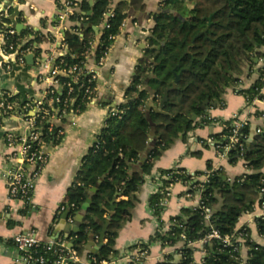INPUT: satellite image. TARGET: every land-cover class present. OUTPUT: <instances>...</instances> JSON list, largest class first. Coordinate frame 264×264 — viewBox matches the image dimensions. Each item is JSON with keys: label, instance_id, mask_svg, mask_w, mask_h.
<instances>
[{"label": "trees", "instance_id": "1", "mask_svg": "<svg viewBox=\"0 0 264 264\" xmlns=\"http://www.w3.org/2000/svg\"><path fill=\"white\" fill-rule=\"evenodd\" d=\"M136 9H144V0H130ZM187 0H165L166 11L156 13L154 27L149 38V47L146 49V58L140 60L131 85L126 89V103L118 107L115 115L109 116L106 125L96 137V141L84 156L82 164L76 173L73 184L68 188L62 203L65 211L75 219L81 211L82 204L87 200L86 191L96 187L97 191L91 195V204L81 222L80 230L72 233L68 239L72 248L80 255L86 253V246L92 234L100 236L103 229L101 222L109 219L106 231V242L99 253L94 254L99 261L110 260L118 256L116 240L122 227L133 216V209L139 200V192L145 180V175L151 173L154 161L162 156L180 137L184 127L187 132L197 127L209 124L213 119L202 106L206 101L209 108L215 102L223 105L222 94L225 88L233 86L239 93L246 96L247 102L263 99L264 94V65L259 68V74L254 84L249 88L238 89L246 64L252 61V55L264 57V52L257 51L264 45V0H189L191 6L186 9ZM122 3L113 10L105 26V14L110 9L111 0H81L79 10L70 16L75 22L65 31V42L68 45L67 54L57 58L61 66L69 67L81 65L86 60V53L91 48V41L96 28L102 32L101 43L95 50V57L99 59L108 51L115 36L120 32L126 18ZM88 12H90L88 14ZM83 18V20H81ZM10 22V17L4 18ZM58 23V20H57ZM83 23H88L84 26ZM34 38L24 46H31L44 40L52 39L48 34L33 28H27L15 36L24 38L28 35ZM63 61V62H62ZM180 79L175 88L170 89L167 101L161 105L165 91L173 87L176 76ZM61 83L71 82L75 97L73 108L75 112L86 109L90 99L85 93L89 84V75L83 73L79 81L69 76L60 75ZM154 88L153 100L158 107L149 106L150 92L142 89L146 80ZM93 82L92 85H96ZM68 87L65 86L60 94L67 97ZM21 104L28 102L14 96ZM51 112L61 115L58 109L63 104L56 103ZM196 114L199 120L192 119ZM263 115L264 112H257ZM1 121V119H0ZM227 124L221 133L212 134L216 141H223V135L229 134L233 128L232 120L222 121ZM43 138L48 142L59 143L63 135L61 127L53 124L49 129V121L39 122ZM155 128L158 137L149 157L142 163L143 172L134 170L133 166L139 163L149 146L151 130ZM252 141L242 138L243 150L233 148L229 152L232 163L243 159L249 172L233 179L224 178L222 168L213 170L209 181L201 182L195 179L190 171L184 167L175 166L160 170L162 188L150 197V206L159 221V228L148 241H140L131 249L150 252L153 243L159 242L162 246H173L182 241L181 234L187 237L185 244L179 249L183 258L174 262L171 254L169 261L158 264H192L194 249L188 247V241L204 238L212 228L222 235L232 234L240 220L246 214L254 211L264 187V125ZM186 134L184 139L186 140ZM242 134L250 138L251 122L241 129ZM223 143H226L224 140ZM201 155V151L193 152ZM213 169L208 162V170ZM195 176L206 174L205 171L194 172ZM169 175V178L164 177ZM188 183L191 186L202 188V200L213 208L211 225L208 224L200 208L184 209L181 215L171 218L169 228L163 229L162 213L165 209L163 201L169 192L171 183ZM196 189L188 191L194 192ZM121 196L115 197L116 193ZM115 199L114 209L111 201ZM61 205V206H62ZM61 206L54 217L57 223L65 211ZM53 225V224H52ZM259 234L264 238V216L256 218ZM246 245L249 247L247 264H264V244L252 240L250 229H242ZM42 243L39 250L43 252ZM240 243H235L239 246ZM235 246H224L219 239H212L205 244L203 264H238L239 252ZM91 254V252H88ZM55 253L48 252L52 259ZM144 258L138 263L142 264ZM69 264H74L70 262Z\"/></svg>", "mask_w": 264, "mask_h": 264}, {"label": "crops", "instance_id": "2", "mask_svg": "<svg viewBox=\"0 0 264 264\" xmlns=\"http://www.w3.org/2000/svg\"><path fill=\"white\" fill-rule=\"evenodd\" d=\"M62 1L0 0V12L4 13L5 18L12 17L9 23L5 21L7 27L14 28L18 33L27 28H33L52 37V39L37 44L38 51L34 54L33 64H29L26 60L25 66L13 64L12 69L7 70L6 60L2 59L0 54V92H9L13 96L27 100L42 96L49 85L45 79L48 71L44 66L47 57L58 46H62L65 40V31L75 24L70 19L63 23H57ZM164 1L144 0L145 8L136 9L130 0H111L110 7L112 9L123 2L122 9L126 13V18L120 32L115 36L107 54L99 64L95 57V50L101 43L100 28L102 25L100 28H96L91 41L92 52L89 54L86 65L90 71L98 72L95 96L89 101L85 110L77 112L73 117L56 115L54 123L63 129V137L59 143L48 142L47 144L48 161L36 182L28 208L22 200L8 198L7 184L1 174L3 170L17 163V161H8L6 158L16 149L5 144L6 132L13 131L19 136H26L29 132L28 124L18 114L5 117L0 121V264H22L19 251L12 242L13 237L18 233L34 230L37 238L43 243L53 237L67 238L74 233L71 228L67 231L66 225L63 224L59 235H57L56 226L60 220L54 223V217L66 197L68 188L75 180L84 156L93 146L112 111L118 110L121 104L128 101L125 97L126 89L132 83L140 60L147 57L146 49L149 47V38L155 24L154 16L156 13L167 10ZM8 4L10 7L6 11H1ZM78 10L79 6L76 8V11ZM20 23L24 26L21 30L17 28ZM85 24L88 23H83L84 26ZM257 51L264 52V45L259 46ZM263 61V56L252 55V61L247 63L244 68L238 89L249 88L254 84ZM142 89L150 92L149 106L157 108L158 105L153 100L154 88L149 85L148 79ZM262 93L264 94V87ZM222 100L223 105L215 102L207 108V114L213 119L209 124L186 131V140L183 138L185 132L164 151L160 158L154 161L151 173L145 175L139 192V200L133 209V216L122 227L117 237L116 249L119 260L116 264H129L128 259L124 256L139 251L131 249L130 246L140 241H148L159 228L158 218L155 216L149 200L162 188L160 170L180 166L190 172H206L208 162H211L213 168H222L224 174L231 179L249 172L243 159L232 163L229 158L220 155L214 146L216 140L212 134L221 133V122L231 120L236 115L241 120H248L251 125H256L257 128L262 127L264 116L257 115V112H264V98L256 99L252 105H248L246 96L230 86L225 88ZM195 119L199 120L200 117ZM198 150L201 151V155H194L193 152ZM142 163L141 159L139 163L134 164L133 169L143 172ZM262 171L264 172V168ZM188 190V186L182 182H178L170 188V194L162 213L164 230L169 228L171 218L181 215L184 209L191 210L199 205L200 196L198 194L188 196ZM92 193L94 192H91V195ZM120 196V193L117 196L115 194V197L120 198ZM253 212L244 214L236 228L247 226L250 229L252 240L264 244V238L259 234L256 225V214L259 212L257 205ZM68 218L65 223L74 225L75 221L70 223ZM91 238L90 241L93 242L94 248L98 247L102 241L101 235L95 237L92 234ZM103 242H106L105 238ZM245 242L242 241V255L244 258H248L249 247ZM183 245V242L180 241L176 245L164 247L161 243L155 242L151 245L150 252L145 256L142 264L167 262L171 254L174 257V262H180L182 257L179 249ZM193 249V263L203 264L206 254L204 244L196 241ZM87 251L91 252L86 246V253L80 255L81 263L87 261Z\"/></svg>", "mask_w": 264, "mask_h": 264}, {"label": "built area", "instance_id": "3", "mask_svg": "<svg viewBox=\"0 0 264 264\" xmlns=\"http://www.w3.org/2000/svg\"><path fill=\"white\" fill-rule=\"evenodd\" d=\"M79 1L80 0H63L60 5L61 13L57 16L58 22L63 23L70 19V16L74 14L76 8L79 6ZM113 11L114 10L110 7L105 14L102 28L105 26L109 16L113 15ZM3 17L4 13L0 12V26L3 24L6 25L4 31L0 33L1 51L6 59V69L11 70L13 64L25 66L27 63L26 56L29 54H36L38 51L36 42L31 46H24L34 38V35L30 34L24 38L19 37L15 39L18 32L14 28L7 27V24L4 23ZM81 20H83V18H81ZM67 51L68 45L64 40L62 46H58L50 55H48L44 66L48 71L45 79L49 82V85L40 98L30 99L28 102L21 104L17 98H13L14 96L11 93L0 92V119L2 120L5 117L16 116V114H18V116L24 118L28 124L29 132L26 136H19L13 131L6 132L4 137L5 144L10 148H16L6 158L8 161H17V163L1 172L7 184L8 198L22 200L27 208L31 204L36 182L48 161V153L46 152L48 141L43 138V132L39 122L49 121L51 123L49 129L52 130L53 124H55L54 119L56 118V115L51 112V108L55 110L54 105L56 103L63 104V108L58 109V112H61V115L65 117H73L77 113L73 108L76 99L71 95L74 90L73 85L71 82L61 83L59 76H69L73 80L79 81L80 75L85 73L89 75V84L85 88V93L89 96L90 100L94 98L96 93V85H92V83L97 82L98 72L95 70L90 71L86 68L87 59L90 52H92V47L86 53V60L83 64L64 67L57 63V58L67 54ZM107 52L97 59L98 64L102 61ZM263 65L264 61L262 63V66ZM65 86L68 87V95L67 97L62 98L60 94ZM252 103H248V105H252ZM116 113L117 110L112 111L111 115H115ZM231 120L233 122V128L230 133L222 136L223 141H216L214 143V146L219 151L220 155L227 158H229L228 155L231 149L239 148L243 150L244 143L242 138L247 139L248 142L250 141V138L241 132V129L247 125L249 121L246 119L241 120L238 115L234 116ZM221 126L222 131L227 128L226 123L221 122ZM259 132H261L260 127L257 128V133ZM59 134H62V130L59 131ZM224 140H226V143H223ZM213 170L216 169L213 168L207 170L206 174L199 177L195 176L194 172L191 173L195 179H199L201 182H207L209 181L210 174ZM164 177L169 178V175H164ZM229 179L231 180V178ZM174 184L171 183L169 185V190ZM184 184L188 186L189 190L196 189L194 192L188 191V196H191L192 194H198L200 196V202L196 208L202 210L206 222L211 225L213 208L206 205L202 200V188H198L196 185L191 186L188 183ZM169 194L170 191L167 192V196L162 203L163 205H166ZM256 205L259 208L256 218L264 216V187L261 189L260 198ZM65 209V206L62 205L61 211H65ZM251 213L254 212L252 211ZM68 217L70 223L75 221V219L70 216V213ZM245 228H247V226L236 228L232 234L226 235H222L217 229L212 228L204 238L196 241H200L204 246L212 239L221 240L224 246H235V243H240V245L235 246L233 250L239 252V257L237 258L239 261L238 264H247L248 258H244L242 255V241H246L245 236H247L244 231H242V229ZM52 231L53 228L51 229V232ZM181 238V242L185 244L187 237L184 233L181 234ZM196 241H188L187 246L193 248ZM12 242L19 251L22 264H69L70 262L74 264H116L119 260V257L117 256L110 260L99 261L97 257L91 253L87 254V261L81 263L78 251L70 246V240L64 239L63 237L51 238L44 244L42 252L39 250V247L43 242L37 238L34 230L16 234L13 237ZM50 251L56 254L52 259L47 256V253ZM147 254V251H137L134 254L128 253L124 258L128 259L129 263H138L142 258H145ZM180 255L183 258L181 252Z\"/></svg>", "mask_w": 264, "mask_h": 264}, {"label": "water", "instance_id": "4", "mask_svg": "<svg viewBox=\"0 0 264 264\" xmlns=\"http://www.w3.org/2000/svg\"><path fill=\"white\" fill-rule=\"evenodd\" d=\"M9 7H10V4H8L7 6L3 7L1 9V11H6V9L9 8ZM89 13L90 12H88V14ZM10 19H12V17H10ZM88 25L89 24H85V26H88ZM23 27L24 26H23L22 23H20V24L17 25V28L19 30H21ZM4 28H6V25L3 24L2 26H0V33H2L4 31ZM0 54H1L2 59L6 60L5 57H4V55L2 54V51H1V39H0ZM26 60L28 61L29 64H33L34 63V54L27 55L26 56ZM179 79H180V74L176 76L175 84L173 85V87L168 88L165 91L164 96H163V99H162V102H161V105H163L167 101L169 90L176 87ZM208 104H209V101H206L203 104L202 108L205 109V110H207V107L206 106ZM196 117H197V115L194 114L193 117H192V119H195ZM186 130H187V127H184L183 132H181V134H180L181 137L184 135V133L186 132ZM150 133H151V136H153V138L150 140L149 146L147 147V149L145 150V152L143 154L142 162H145L147 160V158L149 157V155H150V153H151L154 145L157 142V136L155 134V128H152V130H151ZM256 134H257V126L256 125H251L250 141L253 140V138L255 137ZM223 177L224 178H227V175L224 174ZM96 191H97V188L96 187L92 188L91 191H89V192L86 191L85 195H86L87 200L82 204V210L76 214L74 225L71 226L70 224H66L65 223L66 222V219L68 218L70 212H69V210H67V211L64 212V214L62 215V217L60 219V222L56 226V230H58V232H57L58 234L57 235H59V230L62 229L63 224L66 225V230L67 231H69L70 228L72 229L73 232H78L80 230L81 222L83 221V219H84V217H85V215H86V213L88 211V208H89V206L91 204V199H90L91 192H96ZM118 194L119 193L117 192L116 193V196ZM114 202H115V199L111 202V208L112 209H114ZM101 223L103 225V229H102L101 234H100L102 241L100 242V244L98 245V247H95V248H94V245H93V242L92 241H90L89 244L87 245V249L90 250L94 254L99 253L100 248L104 244L103 239L105 238V235H106V231H107V228H108V225H109V219L106 220L105 222H101ZM90 240H92L91 237H90ZM70 246H72V245L70 244Z\"/></svg>", "mask_w": 264, "mask_h": 264}, {"label": "rangeland", "instance_id": "5", "mask_svg": "<svg viewBox=\"0 0 264 264\" xmlns=\"http://www.w3.org/2000/svg\"><path fill=\"white\" fill-rule=\"evenodd\" d=\"M184 6L187 8H189L191 6V2H189V0H187L186 2H184Z\"/></svg>", "mask_w": 264, "mask_h": 264}, {"label": "flooded vegetation", "instance_id": "6", "mask_svg": "<svg viewBox=\"0 0 264 264\" xmlns=\"http://www.w3.org/2000/svg\"><path fill=\"white\" fill-rule=\"evenodd\" d=\"M4 18H5V17H3V20H4ZM4 23H5V21H4Z\"/></svg>", "mask_w": 264, "mask_h": 264}]
</instances>
